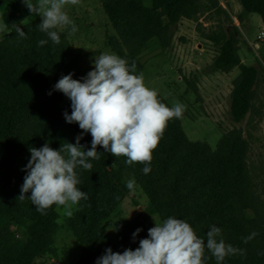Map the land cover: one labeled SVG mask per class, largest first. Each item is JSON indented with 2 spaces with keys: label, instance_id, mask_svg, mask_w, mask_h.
Segmentation results:
<instances>
[{
  "label": "trees",
  "instance_id": "16d2710c",
  "mask_svg": "<svg viewBox=\"0 0 264 264\" xmlns=\"http://www.w3.org/2000/svg\"><path fill=\"white\" fill-rule=\"evenodd\" d=\"M98 1L113 31L106 46L129 66L135 63L137 74L142 72L138 56L150 40L166 48L181 18L197 20L214 13L220 18L218 34L205 36L217 49L212 69L223 74L238 70L231 82L230 118L235 124L247 119L252 125L254 119L264 117V68L258 62L254 66L241 62L239 30L230 23L219 0ZM239 4L243 12L260 17L264 31V0H239ZM25 11L29 10L22 0H0V35L10 44L8 52L0 46V264H34L48 254L56 257L57 208L53 206L42 215L29 199L18 198L26 175L23 169L31 158L29 149L48 143L59 150L63 143L74 144L82 135L80 144L88 150L92 140L78 124L66 122L64 112L71 114V101L60 107L64 94L54 90L63 75L72 73L77 79L79 56L59 30L58 45L39 31V16L21 25ZM17 26L26 38L17 36ZM41 39L48 40L42 47L38 46ZM188 88L196 93L193 85ZM159 99L171 107L166 99ZM248 135L233 128L212 149L206 143L189 141L180 119H172L153 150L147 175L143 163L129 165L126 157H114L98 146L100 159L89 160L92 169H76L81 181L78 187L88 198L64 219L79 247L72 264H96L107 248L123 252L139 247V240L145 237L140 231L133 240L138 229L133 222L124 225L116 246L104 230L105 222L130 191L126 187L129 179H134L145 195L148 216L159 221L170 216L185 220L205 244L207 232L215 225L222 229L226 244L245 250V255L228 256L222 264H264V167L249 163ZM252 232L258 235L244 243L243 238ZM204 264H217L206 248Z\"/></svg>",
  "mask_w": 264,
  "mask_h": 264
},
{
  "label": "clouds",
  "instance_id": "9594fccd",
  "mask_svg": "<svg viewBox=\"0 0 264 264\" xmlns=\"http://www.w3.org/2000/svg\"><path fill=\"white\" fill-rule=\"evenodd\" d=\"M22 2L33 15H39L41 23L37 27L53 44L61 42L59 29H69L70 36L78 31L65 9L78 5L80 0ZM15 31L18 37L26 38L19 26ZM47 42L41 39L38 46ZM54 90L71 101V114L64 112L66 122L78 124L82 133L91 134L92 140L88 150L80 144L82 135L76 137L74 144L63 143L59 150L48 143L29 149L31 158L23 169L26 175L18 198L29 199L42 215L55 206L57 210L63 209V215L71 217L73 207L81 200H87V194L78 187L81 181L76 169H92L89 160L100 159L98 146L114 157H126L129 165L143 163V173L149 174L153 150L158 147L167 123L182 118L186 107L179 101L173 102L171 107L163 103L158 91L145 84L143 72L137 74L135 63L129 66L125 58L109 52L95 57L93 70L85 77L74 79L72 73L63 75ZM126 187L134 190L135 180H127ZM29 192L31 195L26 196ZM154 222L147 238L140 239L135 250L113 252L107 248L96 264H204L205 248L217 264H222L231 255H245L244 249L226 244L222 229L215 225L207 232L205 244L185 220L170 216ZM140 231L142 229L138 228L132 234L133 240ZM257 235L252 232L243 238L244 243Z\"/></svg>",
  "mask_w": 264,
  "mask_h": 264
},
{
  "label": "rangeland",
  "instance_id": "374dc122",
  "mask_svg": "<svg viewBox=\"0 0 264 264\" xmlns=\"http://www.w3.org/2000/svg\"><path fill=\"white\" fill-rule=\"evenodd\" d=\"M219 3L227 10L230 23L239 30L237 39L241 62L247 66H254L258 62L264 68V39H258L264 33L260 17L243 12L239 0H219ZM2 7H5V3ZM65 11L75 22L78 31L71 36L68 35L69 29L59 31L79 56L77 79H81L93 70L96 56L103 52L113 53L106 46L107 36L112 35L113 31L98 0H80L78 5L67 6ZM37 16L25 11L20 24L24 25ZM218 19L214 13L200 16L197 20L181 18L166 48L157 40H150L138 56L144 82L156 89L171 106L175 101L186 106L180 121L189 141L206 143L215 149L223 134L233 128L241 129L249 134V163L261 168L264 167V117L254 119L252 125L247 124V119L239 124L233 123L229 115V94L238 70L223 74L214 72L211 66L217 49L205 36L218 34ZM0 46L5 52L10 50L8 38L3 34L0 35ZM189 84L194 86L196 93L188 88ZM262 99L264 101V92ZM69 101L64 95L60 107ZM146 206L145 195L135 186L104 224V230L115 246L127 222H133L142 229L141 233L147 238L148 230L155 226L154 220H159L145 213ZM58 212L60 229L56 236V257L48 254L34 264H72L76 261L79 247L65 227L64 219L67 216L62 214L63 209Z\"/></svg>",
  "mask_w": 264,
  "mask_h": 264
},
{
  "label": "built area",
  "instance_id": "2783aa9c",
  "mask_svg": "<svg viewBox=\"0 0 264 264\" xmlns=\"http://www.w3.org/2000/svg\"><path fill=\"white\" fill-rule=\"evenodd\" d=\"M259 40L261 39H264V33L262 32L261 34H260V36H259V38H258Z\"/></svg>",
  "mask_w": 264,
  "mask_h": 264
},
{
  "label": "crops",
  "instance_id": "0c3cea01",
  "mask_svg": "<svg viewBox=\"0 0 264 264\" xmlns=\"http://www.w3.org/2000/svg\"><path fill=\"white\" fill-rule=\"evenodd\" d=\"M263 29V28H262Z\"/></svg>",
  "mask_w": 264,
  "mask_h": 264
}]
</instances>
